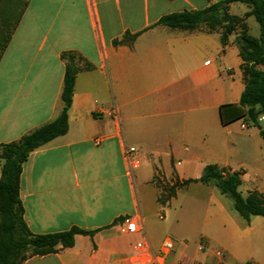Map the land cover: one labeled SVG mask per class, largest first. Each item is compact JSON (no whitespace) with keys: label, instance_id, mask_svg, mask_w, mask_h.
Here are the masks:
<instances>
[{"label":"crops","instance_id":"obj_1","mask_svg":"<svg viewBox=\"0 0 264 264\" xmlns=\"http://www.w3.org/2000/svg\"><path fill=\"white\" fill-rule=\"evenodd\" d=\"M219 1L0 0V30L8 31L0 50V145L60 115L63 52L77 51L94 66L77 76L68 132L32 152L23 165L21 200L35 235L74 226L98 231L24 264H156L151 252L168 236L176 238L177 248L164 264L214 261L211 252H199L200 244L224 250L226 264H264V217L247 222L213 198L206 227L190 237L165 228L167 212L159 202L160 183L199 178L210 164L242 170L240 192L244 184L249 192H264L260 130L249 132L242 121L224 125L221 118V108L239 104L245 89L238 34L224 45L219 32L204 27L158 25L165 15ZM246 7L233 3L229 12L242 17L250 11ZM236 8L241 13H233ZM127 34L138 36L114 44ZM126 147L138 150L133 175ZM1 170L0 161V179ZM125 218L136 221L138 233L121 231ZM212 225L215 230H208ZM139 242L148 247L139 250Z\"/></svg>","mask_w":264,"mask_h":264},{"label":"trees","instance_id":"obj_2","mask_svg":"<svg viewBox=\"0 0 264 264\" xmlns=\"http://www.w3.org/2000/svg\"><path fill=\"white\" fill-rule=\"evenodd\" d=\"M242 3L250 8L245 17H254L260 28V35L254 38L244 24V18L231 15L230 5ZM158 25L170 29L194 31L200 27L209 32H219L225 45L233 34H238L236 43L242 59L245 89L239 104L221 108L224 125L236 121L257 127L264 140V124L259 119L264 116V0H221L201 10H184L163 16ZM240 29V34L237 33ZM136 35H125L116 40L115 45L133 43ZM5 47V46H4ZM65 63L64 84L61 94L63 107L60 115L30 131L19 140L0 145L2 174L0 179V264H24L30 257H42L57 253L75 245L77 235L94 236L98 230H86L77 226L48 234H33L24 219L25 209L21 200V179L23 165L32 152L48 142L65 135L69 130V110L71 108L75 83L79 72L92 70L94 66L79 52L71 50L61 54ZM243 171H231L210 164L196 179L160 183L162 189L159 202L165 205L176 197L177 191L193 183L214 185L221 194L233 200L234 210L247 222L253 216L264 217V192L253 191L243 196L239 188Z\"/></svg>","mask_w":264,"mask_h":264},{"label":"rangeland","instance_id":"obj_3","mask_svg":"<svg viewBox=\"0 0 264 264\" xmlns=\"http://www.w3.org/2000/svg\"><path fill=\"white\" fill-rule=\"evenodd\" d=\"M237 6L247 8L246 5L240 3H237ZM233 13L238 14L241 12H239L236 8L233 10ZM245 15L241 18H244V24L249 29V35L254 38H258L260 35L259 24L254 17L249 18V16L245 17ZM237 33L240 34V29H238ZM7 39L8 31L6 32L0 30V50ZM260 123L264 124L262 121H260ZM245 125L248 124L245 123ZM248 130L249 132H255L257 128L250 126ZM245 159L250 163H253L251 157L245 156ZM248 174L250 177H253L254 173L249 171ZM258 188L260 190L263 189V185H260ZM248 190L249 188L247 184H244L241 187V192L245 196L250 193ZM213 198L223 201L230 208V210H232L233 200L228 196L221 194L215 186L207 187L199 183H195V185H190L187 188L178 190L176 197L172 198L165 205L161 204L167 212V221L164 224L165 228H169L170 226L177 233L179 232L181 234L189 235L190 237H196L197 234L200 233L204 227H206V214L209 207L208 203ZM207 227L208 230H215L213 225ZM218 235L219 234H216V236ZM252 254L254 255L255 252H247L245 255L243 254V257H250Z\"/></svg>","mask_w":264,"mask_h":264},{"label":"built area","instance_id":"obj_4","mask_svg":"<svg viewBox=\"0 0 264 264\" xmlns=\"http://www.w3.org/2000/svg\"><path fill=\"white\" fill-rule=\"evenodd\" d=\"M259 121L264 122V116H261ZM242 128L246 129L247 125L242 123ZM125 159L127 163L128 172L130 175H133L134 171L137 170L140 166V159L138 156V150L136 147H126L125 148ZM121 231L126 234H136L139 232V228L137 223L132 218H125L122 226ZM136 247L139 250H145L148 245L145 242L137 243ZM177 248L176 240L168 236L164 239L161 244L160 249L157 252H151L153 262L156 264H164L167 258L175 252ZM200 253H207L211 252L215 258L214 261H206L200 259H183L178 264H226L227 254L222 249H214L209 250V248L205 244H200L199 246Z\"/></svg>","mask_w":264,"mask_h":264}]
</instances>
